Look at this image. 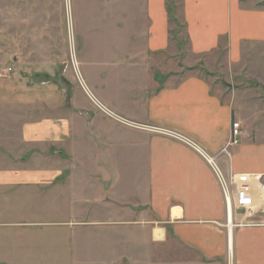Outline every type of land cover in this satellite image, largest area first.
<instances>
[{"label": "crops", "instance_id": "crops-1", "mask_svg": "<svg viewBox=\"0 0 264 264\" xmlns=\"http://www.w3.org/2000/svg\"><path fill=\"white\" fill-rule=\"evenodd\" d=\"M182 2L190 53L257 56L258 72L237 74L264 87V6ZM86 3L78 60L101 109L53 103L20 66L22 82L0 81V264H154L155 244L183 252L172 264H264V193L249 216L228 211L213 171L264 175V98L155 70L171 44L166 0ZM104 20L114 37L97 36ZM233 121L243 132L227 145Z\"/></svg>", "mask_w": 264, "mask_h": 264}, {"label": "rangeland", "instance_id": "rangeland-1", "mask_svg": "<svg viewBox=\"0 0 264 264\" xmlns=\"http://www.w3.org/2000/svg\"><path fill=\"white\" fill-rule=\"evenodd\" d=\"M82 1L0 0V81H12L17 77L18 80L16 81L22 82L20 77H30L32 79L31 86L51 87L53 90V103L61 102L63 106H66L69 105L73 97L76 98L79 95L80 100L87 99L96 109H99L97 100L90 95L84 84L85 79L82 77L81 65L78 60L83 46V34L80 28L84 20V14L89 8L88 3H86L89 0ZM99 1L106 7L108 6L109 11L113 9L111 8L112 0ZM242 1L245 4L264 6V0ZM182 3V0H166L168 17L175 23L171 24V44L167 52L154 61L155 70L156 66L159 67L157 69L161 70L169 69L171 73L176 75L175 80H179L188 74H197L210 80L213 87L221 89L228 87L230 83L234 85L241 83L240 86H245L251 90L253 88L261 98H264V87L256 79H245L244 76L237 74L242 71V68L246 67L254 68V71L258 72L259 63L262 62L257 60V56L250 57L249 60L246 56L247 59L240 60L233 65L227 61L223 47L209 54L195 56L190 53L188 38L182 25ZM107 21H101L106 25H102L98 21L100 30L97 29V36L101 32L104 34L106 30L103 31V28H108V35L111 38L114 37V35H110V27ZM19 66L23 76L17 74ZM232 70L236 73L233 76L230 73ZM18 98L17 100L22 103L23 100L20 97ZM22 108L19 107L21 110ZM40 109L39 107L30 108L29 114L36 115ZM107 115L116 119L122 125L137 126L126 119L115 117L110 112ZM238 123L240 125L239 133L236 136L238 141L227 145L239 144L243 130L241 123ZM231 138L232 134H230L229 142ZM246 162V160H243L244 164ZM231 208L237 211L243 210L247 213V210L236 208L233 205ZM246 216H249V214H246ZM170 244L173 246V243ZM182 253L173 247L169 250L168 246L155 244L154 264L175 263ZM185 255L187 261L193 262L195 259L193 254L186 252Z\"/></svg>", "mask_w": 264, "mask_h": 264}, {"label": "built area", "instance_id": "built-area-1", "mask_svg": "<svg viewBox=\"0 0 264 264\" xmlns=\"http://www.w3.org/2000/svg\"><path fill=\"white\" fill-rule=\"evenodd\" d=\"M240 130L238 122L232 123V138L228 144L237 143L236 136ZM213 169L219 179L224 201L228 211L233 205L236 208L247 210L250 214L255 206L256 196H263L264 193V175L249 173H234L226 179L213 163Z\"/></svg>", "mask_w": 264, "mask_h": 264}]
</instances>
